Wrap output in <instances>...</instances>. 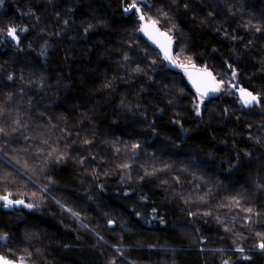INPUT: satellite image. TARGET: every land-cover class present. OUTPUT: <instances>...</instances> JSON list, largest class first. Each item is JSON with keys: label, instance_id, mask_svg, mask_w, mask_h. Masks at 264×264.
Listing matches in <instances>:
<instances>
[{"label": "trees", "instance_id": "1", "mask_svg": "<svg viewBox=\"0 0 264 264\" xmlns=\"http://www.w3.org/2000/svg\"><path fill=\"white\" fill-rule=\"evenodd\" d=\"M129 3L0 0V196L33 203H0V256L264 264V0ZM140 14L171 37L172 58L235 87L197 115L199 95Z\"/></svg>", "mask_w": 264, "mask_h": 264}, {"label": "snow or ice", "instance_id": "2", "mask_svg": "<svg viewBox=\"0 0 264 264\" xmlns=\"http://www.w3.org/2000/svg\"><path fill=\"white\" fill-rule=\"evenodd\" d=\"M140 2H143V0H140ZM135 11V13H141V8L138 7V3H137V0H131V3H129L125 8H124V12L125 13H128V12H131V11ZM139 19L141 21H144L145 20V16L143 14H140L139 16ZM156 21L155 20H151V18H149V21L145 24H143L140 28V31L144 32L146 35L149 36L150 39H153V42L154 43H157L160 45V47L162 48V50L165 52V58L166 59H170L171 60V57L169 56V46H170V43H171V37L167 35V33H161L159 31V29L156 28ZM260 29H257V31H259ZM16 28H10L7 30V36L11 37L12 39H18L17 35H16ZM155 34V35H153ZM156 37H164V41L165 42H161L159 39H157ZM172 63H175L174 60L171 61ZM178 67L182 66V65H177ZM137 71H139V69H137ZM202 76L204 77H207L210 79L211 83L204 86L203 88L201 87V83L198 82L197 80H193V85L194 87H196V90H197V93L199 94L200 96V101L202 102L203 101V98L208 94L209 91L211 92H217V91H220V84H218L215 80V77L212 75L211 72H208L207 70H204L202 73H201ZM232 77L233 79H235L236 77V73L235 71H233V74H232ZM9 80L12 79L11 76L8 77ZM189 79H192V76L191 74H189ZM223 83V82H221ZM233 87H235V85H233ZM239 93H240V101L242 102V104L245 106V107H249L251 106L252 104L254 103H259V97L256 96V95H253L252 92H249L247 91L246 89L244 88H239L238 89ZM195 108H196V114L199 115L200 112H199V109H200V104L197 103L195 105ZM4 130L3 129H0V132H3ZM85 143H88V141H85ZM133 147H139V145H133ZM123 167H128V165H124ZM35 195V194H33ZM0 200H3L5 202V204L3 205L4 207H10L13 203H16V204H23L24 201L23 200H16V201H12L8 198L7 195L5 196H0ZM26 207H32V205H26ZM246 211L248 212H251L252 209H247ZM257 235H261V236H264V234L262 233H257ZM2 239H6V236L5 237H0V240ZM258 247L260 249H264V241H262ZM237 251H241L243 252V248H237ZM244 259H248V257H244ZM0 264H14L13 261L3 257V256H0ZM21 264H23V261H21ZM224 264H228V261H225Z\"/></svg>", "mask_w": 264, "mask_h": 264}, {"label": "water", "instance_id": "3", "mask_svg": "<svg viewBox=\"0 0 264 264\" xmlns=\"http://www.w3.org/2000/svg\"><path fill=\"white\" fill-rule=\"evenodd\" d=\"M147 23V21H141V25H140V28L143 24ZM157 29H159L157 26H156ZM160 31V30H159ZM161 33H163L162 31H160ZM141 34L142 36L153 46L155 47L156 49H158V51L162 54V56L165 58V52L162 50V48L160 47L159 44L157 43H154L153 42V39H150L148 35H146L144 32L141 31ZM155 35V34H153ZM157 39H159L162 43L165 42L164 41V37H156ZM171 51H172V40H171V43H170V46H169V56L171 57ZM166 59V58H165ZM168 65L170 67H173L174 68V65L173 63L171 62L172 60L170 59H166ZM204 70H207L205 68H198V67H187V68H183L181 71L183 72L186 80L188 81V83L190 84V86L192 87V89L197 93V90H196V87H194L193 85V80H197L198 82L201 83V87L203 88L204 86L208 85L211 83L210 79L207 78V77H204L201 75V73L204 71ZM208 72H210L209 70H207ZM189 74H191L192 76V79H189ZM217 82V81H216ZM218 83V82H217ZM219 91L217 92H211L209 91L208 94L204 97L205 98H210V97H214L218 94ZM239 97H240V93L239 91H237ZM198 94V93H197ZM199 95V94H198ZM16 203H13L12 206H15ZM11 207V206H10ZM10 207H7V208H10ZM14 262V261H13ZM14 264H21V263H18V262H14Z\"/></svg>", "mask_w": 264, "mask_h": 264}, {"label": "rangeland", "instance_id": "4", "mask_svg": "<svg viewBox=\"0 0 264 264\" xmlns=\"http://www.w3.org/2000/svg\"><path fill=\"white\" fill-rule=\"evenodd\" d=\"M171 60H174L175 61V63H173V65H174V67L175 68H178V69H180V70H182L183 68H187V67H192V65H190V64H188V63H183V62H180L179 60H177L176 58H172V56H171ZM177 65H182V66H180V67H178ZM220 84V93H222V90H223V87L225 86V87H227V88H230L233 84L232 83H226V84H223V83H219ZM237 89V91H238V89L239 88H236ZM218 92V93H219ZM203 101H204V98H203ZM198 103L200 104V108H201V101H200V96H198ZM241 104H242V102H241ZM256 105H258V103H254V104H252L251 106H249V107H252V106H256ZM242 106L243 107H245L243 104H242ZM245 108H248V107H245ZM13 201V200H12ZM0 203L2 204V203H4L5 204V202L3 201V200H0ZM33 205V203L32 202H29V201H27V202H24L22 205H23V207L24 208H30V207H26V205Z\"/></svg>", "mask_w": 264, "mask_h": 264}]
</instances>
